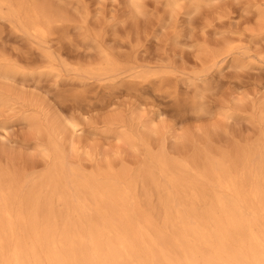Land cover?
I'll use <instances>...</instances> for the list:
<instances>
[{"label":"rangeland","instance_id":"374dc122","mask_svg":"<svg viewBox=\"0 0 264 264\" xmlns=\"http://www.w3.org/2000/svg\"><path fill=\"white\" fill-rule=\"evenodd\" d=\"M25 1L63 12L41 37L0 15V64L17 69L0 76V173L15 187L40 183L62 150L66 169L81 178L131 183L134 211L157 207L170 189L158 170L159 190L139 179L155 157L183 179L219 161L236 164L238 175L257 160L264 0H179L174 11L169 0H141L140 13L130 0ZM195 182L198 192L209 186ZM162 213L152 217L160 228Z\"/></svg>","mask_w":264,"mask_h":264},{"label":"bare ground","instance_id":"6f19581e","mask_svg":"<svg viewBox=\"0 0 264 264\" xmlns=\"http://www.w3.org/2000/svg\"><path fill=\"white\" fill-rule=\"evenodd\" d=\"M130 3L133 13L142 12L141 0ZM179 4L168 1L172 11ZM62 12L45 2L0 0V15L17 18L39 37ZM106 66L114 68L110 59ZM16 73L0 64V76ZM55 156L53 171L24 189L0 173V264H264V146L238 175L236 164L219 161L199 178L183 179L168 174L165 156L153 158L139 179L159 190L158 170L170 189L157 207L137 204L134 211L127 209L131 183L81 178L66 169L62 150ZM200 179L209 186L198 192ZM55 200L62 209H55ZM160 212L161 228L152 220ZM169 249L183 258H170Z\"/></svg>","mask_w":264,"mask_h":264}]
</instances>
